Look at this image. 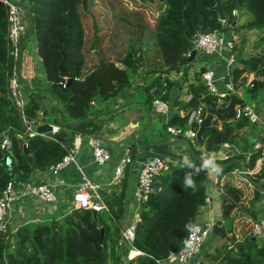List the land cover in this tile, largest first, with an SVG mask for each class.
Returning a JSON list of instances; mask_svg holds the SVG:
<instances>
[{
	"label": "trees",
	"instance_id": "obj_1",
	"mask_svg": "<svg viewBox=\"0 0 264 264\" xmlns=\"http://www.w3.org/2000/svg\"><path fill=\"white\" fill-rule=\"evenodd\" d=\"M26 1L31 11V36L44 70V79L34 78L33 86L27 88L28 99L22 108L26 118L36 120L40 115L52 114L53 106L47 109L44 105L48 93L40 88L45 86L51 88L60 102L58 115L63 122L101 113L110 108L108 100L137 74L140 76L138 88L147 99L156 84L163 82L165 89L160 97L167 100L171 83L166 74L187 66L190 63L187 51L192 50L193 38L214 28L224 32L257 30L248 53L235 60L224 77V81L242 87L247 97L235 92L220 97L209 91L201 76L205 68L200 67L201 75L187 84L188 97L181 105L183 112H173L167 123L187 127L191 112L197 108H200L199 117L203 118L207 112L217 116L220 125L206 126L201 140L193 145L195 153L204 157L203 152L218 151L224 141H236L244 124L233 125L239 120L235 118L236 107L264 89V0ZM95 6L105 11L94 14ZM116 7L123 14L113 21L111 13ZM243 9L249 15L241 20ZM116 12L121 13L117 9ZM27 29L30 33V25ZM231 40L236 50L237 39L231 37ZM22 47L23 44L21 53ZM9 48L6 8L0 2V132L5 131L11 140L8 152L12 157L8 167L0 155V196L8 180L16 184L28 180L34 169H46L73 145L76 133L95 135L108 117L102 115L74 127L59 124L51 137L28 134L9 94V79L15 64ZM20 65L21 60L19 68ZM93 101L99 106L94 107ZM178 103L180 100L176 98L175 104ZM198 125V120L193 119L189 126L197 131ZM256 141L264 145V130L250 141L242 156L247 169H253L257 159L263 156L262 148L253 147ZM153 150L155 154L167 156L165 162L175 160L176 163L165 169L163 166L157 176L158 185L148 199L140 202L132 240L121 233L127 184L123 174L120 182L113 185L111 194L103 195L107 208L98 210L96 216L91 208L72 205L67 210L53 212L47 219L23 223L14 231L0 230V264H157V260L163 261L169 251L184 244L205 204L206 169L193 175V189L184 183L185 173L192 170L183 165L182 153L169 151L162 144L153 145ZM239 155L229 154L228 158L218 160L222 168L218 178L233 169L237 163L234 157ZM188 156L199 167L201 161ZM263 176L264 162L250 179L259 182ZM222 189L221 216L216 220L220 226L217 236L222 241L204 254V258L211 264H264V237L254 239L247 234L236 238L230 216V211L237 207L256 220L259 215L254 206L264 193L255 188L248 205L242 206L238 188L223 181ZM240 222L236 223L239 236L247 226V221ZM133 248L141 253L129 258V250Z\"/></svg>",
	"mask_w": 264,
	"mask_h": 264
},
{
	"label": "crops",
	"instance_id": "obj_2",
	"mask_svg": "<svg viewBox=\"0 0 264 264\" xmlns=\"http://www.w3.org/2000/svg\"><path fill=\"white\" fill-rule=\"evenodd\" d=\"M18 1L24 5H28L26 0ZM25 20L28 28L29 21L26 12ZM224 34L225 37H234L237 39L238 46L235 50V60H237L242 55L248 53L249 46L252 40L255 38L257 30L232 29L225 31ZM26 38H28V41L27 44L24 45ZM22 44L23 47L21 53V65L19 68V79L22 84V92L24 93L27 101V88L29 85L33 86L32 80L34 78H40L41 80L44 79V70L36 51L35 40L31 35H29L28 29L22 37ZM189 62L190 63L187 66H183L179 70H172L166 74V78L171 83L169 97L167 99L169 106L166 116L167 119L175 111L180 113L183 112L181 105L188 97L186 94L187 84L194 82L195 78L198 75H201V73H199L200 67H204L205 69H213L215 74V85L218 91L223 94L226 92L224 87L226 81H224V77L228 74L231 64H229L227 61V52L225 49H221L220 51L212 54H205L200 49H195V53L193 57L189 59ZM139 82L140 76L138 74L134 75V78L127 85H125L117 95L111 97L107 102L110 105V108L126 103V105L118 111L111 114H106L108 115L107 119L102 122L100 130L95 134L103 137L110 145V158L102 165L97 164L93 160L91 150L86 142V137L89 134L76 133L73 143L78 136L80 138V144L75 161H72L69 165L57 171L51 170L49 167H47L44 170L34 169L29 175L28 180L31 181L51 182L54 185V190L57 194V200L53 203H47L31 195H22L20 197H16L7 215V224L9 228L15 230L23 223L41 221L49 218L53 212L69 209L72 205H74V202L72 201V194L77 184L82 179V174L88 176L93 183L99 184V187L97 188L99 197L102 198L105 194H111L113 185L110 184V178L114 167L119 162V159L124 153L125 146L127 145L131 150V162L126 166L124 172V175L127 177V184L124 198L122 229L127 227L130 222L134 220V218H137L140 210V201H138L135 197L138 171L143 161L155 154L153 145H149L148 142L155 139L172 140L175 138L174 135L165 129L164 118L155 114L152 109V98L154 95L152 94L151 97L147 99V96L138 88ZM158 83L160 86H163V92L165 89L164 83ZM138 92H140V94H138ZM240 96L247 97V94L244 92L243 88L242 94ZM176 98L180 100V103L175 104ZM143 102L150 104L152 118L150 125L141 138L142 130L146 123V109L142 104ZM246 103L253 107L254 119L244 121L243 126L238 131L236 141L234 143L229 142L231 144L229 147L221 146L218 151H215L216 157L213 159L218 165V160L222 159V153L224 152H227L230 155H241L234 157V160L237 161L236 165L229 173H227V175L221 176L220 178H218L217 173L213 170L206 169L204 173V183L206 186L207 200L196 217V220L199 222L209 223L211 225L213 223H217L216 220L221 216V192L219 190V184L222 186L223 181H228L231 185L240 190L241 195L239 203L243 204L244 206L248 205L249 200L255 194V186L251 182L252 179H250L251 175L246 176L241 173V170L245 169L242 156L247 151L250 141L264 130V89L261 90L256 97H248L245 101V104ZM44 105L47 109H51L53 106V112L52 114L48 112L46 114L40 115L43 121L56 122L54 118V109L56 103L49 96V94H47V97L44 100ZM92 105L94 107H98L99 103L97 101H93ZM101 116L102 115H99L98 117ZM212 117L217 116L213 115ZM253 121H255V123H253ZM218 125H220L219 119ZM189 140L192 141L193 146L195 144V138H189ZM159 144L166 145L169 151L179 152L184 156H188V154H190L185 143ZM163 157L166 160L167 156ZM263 162V156L257 159L255 166L252 169V173L258 171L261 168ZM175 163V160H168L165 162L164 169L166 167H172V165ZM22 182L23 181H20L15 184L13 190L15 193L18 194L22 192ZM259 182H264V176L260 178ZM254 207L257 211V214L259 215L264 208L263 195L258 197ZM230 216L232 232L236 238L241 239L245 235L250 234L253 220L247 214L238 210L237 207H234L230 211ZM240 220L241 222L247 221L245 232L241 236H239L236 232V223H239ZM217 235L218 234L210 232L208 237L202 243L199 252L184 264H198L200 260L203 261V264H211L203 257L204 254L212 251L216 245L221 243L222 238ZM136 254L137 251L135 249H130L128 257L131 258Z\"/></svg>",
	"mask_w": 264,
	"mask_h": 264
},
{
	"label": "built area",
	"instance_id": "obj_3",
	"mask_svg": "<svg viewBox=\"0 0 264 264\" xmlns=\"http://www.w3.org/2000/svg\"><path fill=\"white\" fill-rule=\"evenodd\" d=\"M0 2L6 8L7 17V40L10 45L9 54L15 60L14 68L12 70L11 77L9 79V94L13 98V101L17 108L19 109L23 122L26 127V132L28 134H41L46 136H52V134L58 130L59 124L56 122H44L40 116L38 119H29L23 115V105L26 102V97L22 92V84L19 79V57L21 56V44L22 37L27 30V24L25 20V11L21 7L18 0H0ZM192 48L200 49L205 54H212L225 49L227 52V61L229 64H233L235 61V50L234 43L231 38L225 37L224 31L214 28L210 31L198 33L192 40ZM191 54V50L187 51V55ZM202 80L206 84L209 91L218 94V96L223 97L227 93L235 92L238 95L242 94L241 87H235L232 82L226 81L224 87L226 89L225 94L218 91L215 85V74L213 69L208 68L202 72ZM168 102L162 99L159 95H154L152 98V109L155 114L164 118L165 129L170 132L175 137H187L195 138L196 131L192 129L189 125L193 119H197L198 122L202 119L199 117L200 108L193 110L188 119V126H176L167 123V113H168ZM254 109L250 104H244L242 106H237L235 110V118L240 119L243 115H253ZM49 124L50 129L47 131H38L37 127L43 124ZM86 142L91 150L93 160L99 164H104L111 155L110 145L101 136L89 134L86 137ZM80 138L77 136L74 140L73 145L68 148L62 156L54 163L50 164L48 167L51 170L57 171L69 165L72 161H75V157L79 150ZM231 144L227 141L222 143V146L229 147ZM254 148H262V154L264 155V145L262 146L259 141H256L253 145ZM11 148V140L5 131L0 132V154L3 156V162L6 166L10 167L12 163V157L8 152ZM204 157H216V152H204ZM229 157L227 152L222 153V159ZM248 155L245 156V159ZM131 162V150L127 145L125 146L124 153L119 159V162L113 169L110 184L116 185L120 182L121 177L125 172L126 166ZM165 159L163 156L154 154L143 161L137 175V188L135 191V197L138 201H144L148 199L149 195L153 192L155 188V181H157V176L161 173ZM241 173L248 176L251 175L252 169H243ZM23 190L21 193H15L14 186L15 183L12 179L8 180L5 187L2 190L0 196V230L2 231H14L9 228L7 224L8 211L13 204L16 197L22 195H31L39 198L40 200L53 203L57 200V194L54 190V185L51 182L42 181H31L25 180L22 182ZM219 190L222 192V186L219 184ZM99 184L93 183L88 176L82 174V179L77 184L73 194L72 201L74 206L91 208L96 211L107 208L103 199L99 197L97 193V188ZM207 200V197L206 199ZM137 218H134L130 224L123 228L121 233L128 239L132 240L134 234V226ZM212 225L209 223H202L195 220L190 227L184 244L176 249L168 252L167 256L163 261L157 260V264H184L190 258L195 256L211 232ZM250 234L255 236V238L264 237V208L259 214L256 220L252 221ZM134 249V248H133ZM138 253L140 250L135 249Z\"/></svg>",
	"mask_w": 264,
	"mask_h": 264
},
{
	"label": "water",
	"instance_id": "obj_4",
	"mask_svg": "<svg viewBox=\"0 0 264 264\" xmlns=\"http://www.w3.org/2000/svg\"><path fill=\"white\" fill-rule=\"evenodd\" d=\"M20 5H21V7L24 9V11L27 14L28 21H29V25H30V33H29V35H31V33H32V23H31V11H30V7L28 5H24L22 3H20ZM215 7L218 9L219 15L222 18V13H221V11H220L217 3L215 4ZM194 53H195V48H192V52L189 55V59H191L193 57ZM20 60H21V56L19 57V61ZM69 81H70V79L68 78L67 79V82H69ZM59 84H61V83H59ZM162 87L163 86H160L159 83L156 84L155 88L152 91V94L153 95H159L160 96V94L162 93ZM40 89L43 90V91H45V92H47L49 94V96L56 103V106H55V109H54V118H55V121L58 124H61V125H64V126H68V127H74V126H76V125H78V124H80L82 122H85V121L95 120L99 115H106V114L114 113V112L118 111L119 109L123 108L126 105V103H124V104H121V105H118V106L109 108L108 110H105V111H103L101 113H97V114H94L92 116L83 117V118H81L79 120H76V121L63 122V121H61V119L59 118V115H58L59 101L56 98V96L52 93L51 88L45 86V87H42ZM142 104H143L144 108L146 109V123H145V125L143 127L141 138L144 135V133H145L146 129L148 128V126L150 125L151 118H152L150 104L147 103V102H143ZM249 119H254V115H249V116L248 115H243V116H241V118L237 122L233 123V125L239 126L242 122L247 121ZM211 124H218V118L217 117H212L211 113L207 112L205 114L204 118L199 122L197 131H196L195 142H198V141L201 140V138H202V132H203L204 128L206 126H208V125H211ZM49 129H50V125L47 124V123H45V124L37 127V130L38 131H47ZM159 143H164V144H180V143H185L187 145V147H188V151L191 154V156H193L196 160L201 161V155L195 153V151L193 149V146H192V141L189 140V138H187V137H175L172 140H156L155 139V140H152V141L148 142L149 145H154V144H159ZM24 150H26V144H24ZM263 159H264V155H263ZM17 179L18 178L16 177L15 180L17 181ZM251 182L255 186V188L259 189L261 192L264 193V185L262 183H260L258 181H255V180H252ZM156 185H158V181H155V186ZM92 213H93L94 216L97 215V211L95 209H92ZM211 232L214 233V234H219L220 233V226H219L218 223H213L212 224ZM102 236H103V230L101 232V239H102ZM252 238L255 239V236H252ZM198 264H203V261L200 260L198 262Z\"/></svg>",
	"mask_w": 264,
	"mask_h": 264
},
{
	"label": "clouds",
	"instance_id": "obj_5",
	"mask_svg": "<svg viewBox=\"0 0 264 264\" xmlns=\"http://www.w3.org/2000/svg\"><path fill=\"white\" fill-rule=\"evenodd\" d=\"M201 161V164L199 165V167H197L196 164L192 163V161L189 160L188 156H184L182 159L183 165L192 170L185 173L184 183L185 185L193 189H195V182L192 177L194 174H199L201 169H211L216 173L222 171V168L216 164L215 160L212 157H201Z\"/></svg>",
	"mask_w": 264,
	"mask_h": 264
},
{
	"label": "rangeland",
	"instance_id": "obj_6",
	"mask_svg": "<svg viewBox=\"0 0 264 264\" xmlns=\"http://www.w3.org/2000/svg\"><path fill=\"white\" fill-rule=\"evenodd\" d=\"M119 10V11H121V13H118V12H116L115 13V10ZM103 11H105V8H99V6H95V10H94V14H98L99 12H103ZM243 11V13H242V16H241V20H244L249 14H248V12L246 11V10H242ZM114 13V14H113ZM123 14V12H122V10L120 9V7H116L114 10H113V12L111 13V18H112V20L113 21H115V18L116 17H118L119 15H122ZM129 15V17L132 19V17L130 16V14H128ZM133 17H134V15H133ZM110 25V24H109ZM91 39V37H89V40ZM27 41H28V38H26L25 39V42H24V45H26L27 44ZM138 94H140V92H138ZM240 204V203H239ZM242 206H244L243 204H241ZM247 206V205H246ZM212 236H214V235H212ZM217 246V245H216ZM215 246V247H216ZM204 258V257H203Z\"/></svg>",
	"mask_w": 264,
	"mask_h": 264
}]
</instances>
